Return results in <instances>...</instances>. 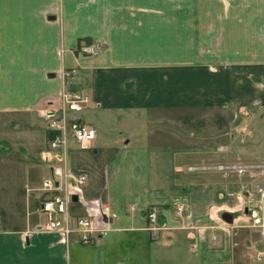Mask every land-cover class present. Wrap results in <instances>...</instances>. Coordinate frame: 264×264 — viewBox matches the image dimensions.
<instances>
[{"label": "crops", "instance_id": "0c3cea01", "mask_svg": "<svg viewBox=\"0 0 264 264\" xmlns=\"http://www.w3.org/2000/svg\"><path fill=\"white\" fill-rule=\"evenodd\" d=\"M63 87L87 94L91 121L80 117L96 131L92 152L67 164L88 175L69 214L95 215L97 231L67 243L35 231L41 184L23 191L35 158L57 156L36 138ZM263 100L264 0H0V264H264L263 172H190L205 152L181 140L197 114L242 120ZM233 162L254 161L221 163Z\"/></svg>", "mask_w": 264, "mask_h": 264}, {"label": "built area", "instance_id": "2783aa9c", "mask_svg": "<svg viewBox=\"0 0 264 264\" xmlns=\"http://www.w3.org/2000/svg\"><path fill=\"white\" fill-rule=\"evenodd\" d=\"M80 52L85 55H93L97 51L94 43H83ZM70 75V72H65ZM88 96L82 91L62 88L55 106H50L44 114V130L47 134V144L50 150L57 156L48 161L46 174L41 181L43 191L40 213L44 222L38 227L46 232H56L61 241L67 243L72 232H77L83 241L88 240L97 231L95 215L71 216L69 206L72 203V195H80L77 189L84 186L88 175L84 171L73 170L67 164V152L70 144L75 143L78 149H90L94 142L96 131L89 124L82 121L79 116L88 103ZM256 169H259L256 171ZM190 172L218 170L223 172L254 173L263 172L264 163L260 162H233L216 164H193L187 167ZM256 192L259 202H264V181L256 184ZM96 206V214L106 222L110 215V208L100 199L92 201ZM176 215L182 217L187 214V206L180 202L176 205ZM253 224L261 222L260 217L252 212ZM148 229L151 237H157V232L164 226L159 222L158 209L151 206L146 210Z\"/></svg>", "mask_w": 264, "mask_h": 264}, {"label": "rangeland", "instance_id": "374dc122", "mask_svg": "<svg viewBox=\"0 0 264 264\" xmlns=\"http://www.w3.org/2000/svg\"><path fill=\"white\" fill-rule=\"evenodd\" d=\"M85 42L84 40L78 42L77 50ZM79 116L84 121L90 122L92 113L89 110H83ZM234 117L225 120L218 110L197 114V121L188 123V130L183 132L185 136L181 137V140L194 143L197 147H203L205 153L202 154L205 158L200 162L201 164H216L226 160L264 163V100L257 108L249 110L246 108L241 113L242 120L236 116ZM189 132L191 135H189ZM46 142L47 140H44L43 132H41V135L36 138L37 150H45ZM111 144V133H105L100 148L110 147ZM70 146L67 152V161L69 166L71 164L75 166L74 163L84 155L85 150L78 149L75 143ZM87 151L92 152V148ZM35 159L36 165L31 163L33 166L28 170V177L31 181L29 190L23 189V191L32 194L33 192L30 193V190H34L35 197H37L41 194V191H39L41 180L47 171L46 161L39 160L37 157ZM258 170L256 169V171ZM245 174L249 173L245 172ZM41 224L36 225L35 231L39 230L38 227Z\"/></svg>", "mask_w": 264, "mask_h": 264}, {"label": "water", "instance_id": "95a60500", "mask_svg": "<svg viewBox=\"0 0 264 264\" xmlns=\"http://www.w3.org/2000/svg\"><path fill=\"white\" fill-rule=\"evenodd\" d=\"M53 18H54V16H50L49 17V19H53ZM71 198H72L73 201H75V200H77V195L74 194V195H72Z\"/></svg>", "mask_w": 264, "mask_h": 264}]
</instances>
